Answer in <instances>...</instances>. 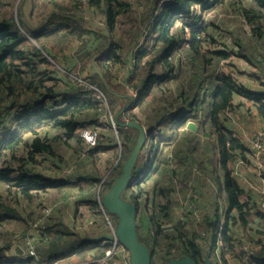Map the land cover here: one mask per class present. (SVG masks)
Segmentation results:
<instances>
[{
    "label": "rangeland",
    "instance_id": "rangeland-1",
    "mask_svg": "<svg viewBox=\"0 0 264 264\" xmlns=\"http://www.w3.org/2000/svg\"><path fill=\"white\" fill-rule=\"evenodd\" d=\"M170 1L118 0L111 6L115 13L111 23L105 12L107 6L94 5L97 0H0V19L15 18L18 24L27 22L30 28L39 31L47 21H59L60 18L53 15L60 14L67 18L69 26H62L48 38L50 42L45 50L37 45L48 62L39 58L40 55H36L33 61V67L45 75L46 86L55 84L56 91L41 89L42 94L34 93L28 83L35 86L34 82L39 77L32 75L22 86L16 87L9 100L0 103V169L11 171L13 178L10 182L0 179V201L8 207H17V211L27 219V225L12 219L0 228V243L12 245L33 222V230L43 226L37 217L47 209L52 210L50 220H61L80 234L94 231L87 223L90 218L101 222V218L107 215L112 220L115 214L106 208V212L103 211L98 199L102 203L103 195L111 186L104 184L106 177L123 170L130 155L118 135L119 128L115 127V116L125 101L118 97L116 111L111 105L107 112L100 111L94 104L86 109L83 107V112H77L73 117L78 126L73 133L55 127L57 124L44 119L43 112L52 114L54 109L63 110L69 101L73 104L86 99L95 103L97 98H105L103 89L100 88L101 94L97 91L99 87L90 80L91 75L103 72L99 65L109 71L105 78L113 91L120 88L118 93L122 95L140 92L151 74L150 66L154 59L150 56L154 50L149 49L153 44V34H146L151 28L143 34V16L153 12L159 15L161 5ZM251 5H254L251 0H222L209 12L196 8L194 14L197 18H177L171 34L175 40L180 39L181 33L191 34L193 28L184 25L195 22L200 25L203 20L208 28L207 34L211 35L199 49L200 55L205 56L193 60L185 38L178 46L177 56L172 55L168 62L156 65L155 70L152 68V73L165 75V66L172 67L171 73L176 78L167 84H153L151 94L137 107L134 103L122 115L124 121H130L128 114L133 113L144 123L154 121L158 113H167L157 129L160 135L151 138L147 133L148 139L132 174V184L124 190L126 196L131 191L138 195L137 222L143 237L147 242L151 237L153 241V236L158 239L156 249L151 250L155 264L164 263L168 255L170 258L181 257L187 243H195L199 247L203 263L209 257L213 264H264V220L257 216L259 212L264 215V122L253 104L239 96L235 97L234 106L221 116L228 131L251 149L245 152V159L232 151L236 159L227 162L228 172L243 189L241 201L247 204L246 223L238 218L237 212L234 213L237 222L233 223V220H226L228 205L223 191L224 172L219 165L217 151L218 132L205 120V108H208L205 102L210 101L220 73L231 74L245 88L264 90V41L252 34L250 25L241 14L244 7ZM175 29L179 32L174 33ZM29 41L35 44L33 40ZM97 44L103 49L89 55ZM161 47L159 50L163 51ZM114 52L120 59L118 63L109 60ZM99 60L107 63L100 64ZM192 102L194 110L187 120L197 125L195 130L189 129L186 123L178 124L181 117H185L180 115V111ZM14 106L16 109L12 111L19 112L17 117L7 116L6 108ZM91 134L96 137L94 146L86 140V136ZM100 134L105 136L101 142ZM36 135L55 137L54 154L31 156L29 149L23 146L13 152L9 150L7 143L12 136L32 140ZM158 143L160 146L155 154L151 149ZM97 147H100L99 151H95ZM22 172L42 175L64 185L62 188L49 187L39 193V198L31 201L15 193V178ZM87 177L96 179V183L85 182ZM162 189H169L171 193L172 207L168 217L160 211L159 201L147 200L149 194L154 197ZM88 197L94 201V209L87 204ZM146 217L162 224L160 233L154 231L153 225L142 227V223L146 225ZM218 220L221 233L224 226L230 229L235 239L233 248L225 245L222 239L214 248L210 245L211 224ZM4 246L0 244V254L9 255L14 251L12 248L9 252V245Z\"/></svg>",
    "mask_w": 264,
    "mask_h": 264
},
{
    "label": "trees",
    "instance_id": "trees-1",
    "mask_svg": "<svg viewBox=\"0 0 264 264\" xmlns=\"http://www.w3.org/2000/svg\"><path fill=\"white\" fill-rule=\"evenodd\" d=\"M118 0H97V2L94 4L96 6H107L106 8V15L108 20L113 23L115 18V13L111 6L115 4V2ZM222 2V0H171L170 2H165L160 7L159 15H155V12L148 13L143 16V24L145 25L143 34L146 32L147 28H151L149 33L146 34H153V44L149 49H153L154 51L150 52V56H152L153 61L151 62V74L147 77V79L144 81V88L138 93L135 100V106L137 107V104L142 102L146 96H149L151 94V89L153 84H167L170 83L173 79L176 78V75L171 73L173 71L172 67H166L165 75H161L159 72L152 73V68L155 70L156 65H163L165 62H168L170 57L172 55L177 56L178 52V46L182 44V41L186 38L187 45L189 46V52L191 56H193V60H199V58H203L205 55H200V50L203 46V43H207V40L209 37H211L210 34H207L208 28L203 24V20L200 25L195 23H189L184 26H188L193 28L191 31V34L183 35L181 33V37L179 40H175L171 34L172 29L176 25V20L179 17L186 18L187 20H190V18H197L195 10L196 8L202 9L206 12H209L214 6H216L217 3ZM251 2L254 5L246 6L242 9L241 14L244 17V20L250 25L252 34H254L259 40L264 41V0H251ZM55 17H59V21H47V23L44 26H41V29L38 31V29L30 28L27 24V22L19 23L17 22V19L15 18H8L5 17L0 19V103L2 104L3 101H7L10 99L11 94L13 91L16 90L17 86H22L24 82L27 81V78L32 75H37L39 77L34 84L35 86H32L31 82L28 83V86L31 87V89H34V93L36 94H42L43 92L41 89L47 90V92H52V90L56 91L55 84L52 86L47 87L45 84V75H42L41 72L36 70L34 68L35 56L40 55L41 59H44L48 62L46 57L40 52V49L37 48V45L39 44L44 50L46 48V45L49 44L50 40L48 38L53 37L52 35L54 33H57L58 30L61 29L62 26H68L67 18L62 17L60 14L53 15ZM152 20L150 21V19ZM150 21V22H149ZM201 21V20H200ZM53 22H55L53 24ZM110 23V24H111ZM178 25V24H177ZM174 33H178L179 31L173 30ZM33 40L35 44L31 43L29 41ZM158 41H160V45L158 44ZM98 42V39L93 42V45H95ZM162 46V50H159V47ZM112 49V47H110ZM103 47H99L98 44L90 50L88 53L89 55H94L95 51L102 50ZM104 52V51H103ZM146 52L143 53V56ZM219 55L223 56L222 53H219ZM142 56V54H141ZM201 56V57H199ZM157 57V58H156ZM111 58V59H110ZM109 60L113 61V63H118L120 60L119 58H116V52H114L113 58L110 57ZM156 58V59H155ZM110 61V62H111ZM100 64H106L107 61H101L99 60ZM154 63V64H153ZM104 66H98L99 69L103 70L101 73H95L94 75H91L90 80L95 85L98 86L99 90L100 88L103 89L105 92V98L101 97V99L97 98L95 103L88 102L86 99H80V101H77L75 103H70V101L67 103V106L63 110L54 109V113L49 114V112L44 111L43 116L44 119H47L48 122H52L54 124H57L55 127H59L62 129H65L68 131V133H73L77 130V124L74 121L73 117H76L75 113L83 112V107L86 109L87 106L93 105L100 109V111L105 110V112L108 111L109 105H111L113 110H117L118 107L116 106V101H118V95L114 94L110 91V87L108 86L106 82V78L109 76V71L104 70ZM206 74V70H205ZM206 76V75H205ZM256 76V75H254ZM44 78V79H42ZM206 78V77H205ZM69 85H72L70 81H67ZM142 86V87H143ZM135 89V88H134ZM120 88L115 89V91L118 93ZM55 96V95H53ZM133 96V95H132ZM239 96L241 98L247 99V101L251 102L253 106L256 108L258 117L264 122V90L255 91L251 90L250 88H245L243 85H239V82L236 81L231 74H224L220 73L218 77V84L216 88L213 89L211 99L208 102H205V105L207 104L208 108H205V120H208L209 123L212 125L213 128L218 132V156H219V165L222 167V170L224 172V185H223V191L226 196V203L228 205V210L226 209V220L230 222V220H233V223L237 222V218L234 215V213L237 212L238 218L244 221L246 223L245 216L247 215L246 207L247 204L241 201V196L243 194V189L240 187L238 181L230 175L228 172V166L227 162L228 160H234L236 157H234L233 152H238L243 159L246 158L245 152H249V149L243 142H241L237 137H235L228 129L224 126L223 119L221 118L222 114L226 111V109H231L234 106V100L235 97ZM122 99V98H121ZM123 100V99H122ZM196 99H194L195 102ZM102 104L104 107H102ZM108 104V105H106ZM126 103L123 102V106ZM189 106L187 108H183L181 110L182 116L185 115V117H181L179 123H187V118L193 113V107L194 103L188 104ZM122 106V107H123ZM1 107V106H0ZM19 108V107H17ZM121 108V107H120ZM7 116H14V118L17 117L18 111L13 112L12 110H15L16 107L13 108L7 107ZM130 109V108H129ZM129 109L126 111L128 112ZM70 114V117H69ZM128 116L131 118V120L136 121L138 123L143 124L146 127V130L149 131V135L151 138L154 136L160 135V132H158L157 129L160 128V126L163 124L160 122L163 119V116H167L166 112H163L162 115L158 113V115L155 117L154 121H147V122H141L139 118H137L133 113H129ZM176 117V116H174ZM121 120L124 121L123 117H121ZM44 122V121H42ZM159 122V123H158ZM31 125V123H29ZM118 135L120 134L121 140L123 142V146L128 149L130 152V149L132 148V145L136 142V134L137 131L132 128H125V127H119ZM132 130L131 131H129ZM50 134V133H49ZM53 135H46L45 138H41L40 136L36 135L32 140L31 139H24V138H15L11 137L8 141L7 145L11 152L19 148L20 146H23L27 149H29V154L31 156H34L36 154L41 153H51L54 154L53 149V140H55V137H52ZM58 137L59 134H56ZM105 140V136L100 134L99 142ZM166 145L168 143L164 142ZM216 143H214L215 145ZM160 144H156L151 149L155 154L157 153V150L159 148ZM167 147V146H166ZM100 147H97L95 151H99ZM85 151V150H84ZM216 152V149H214ZM88 154V152L86 153ZM23 162H26L25 159L22 160ZM7 170H10V167L6 168ZM136 169V168H135ZM134 169V172H135ZM167 169V168H166ZM177 170V169H176ZM122 170L118 174H111V177L107 176L104 184L106 182V185H112L113 180L116 176L120 175ZM133 172V173H134ZM11 171L6 172L4 169H0V179H3L4 181L10 182L13 180L11 177ZM147 178H145L146 180ZM107 180V181H106ZM140 179L136 180V182H139ZM16 185H15V193L16 195H22L24 198L30 199L33 201L34 199L39 198V193L44 192L49 187L51 188H62L64 184L61 185L58 184L56 181H52L42 175H32V174H25V172H22L18 177L15 178ZM85 182L91 181L93 184L96 183V179H84ZM134 182L133 185L136 184ZM132 185V187H133ZM111 187V186H110ZM109 187V188H110ZM108 188V189H109ZM129 190V189H128ZM137 192V191H135ZM170 190L163 193V197L161 200V204H159L158 207H160V211L162 213L167 212V216L169 215V211H171L172 207V200H171V194L169 193ZM124 198L129 199L131 201L132 198L137 202V196L134 194L133 191H131L127 196L124 194ZM87 204L92 205L93 207V200H90V197L86 199ZM136 204V203H135ZM138 205V202L137 204ZM105 208V207H104ZM17 207L12 208L6 206L2 201H0V228H3L5 224H8L11 222L12 219H16L17 221H23L25 225H27V219L24 218V214L22 212L17 211ZM107 210V209H106ZM169 212V213H168ZM31 216V215H30ZM104 216V215H103ZM257 216L261 217L262 220H264L263 213H257ZM101 218V216L99 215ZM117 216L113 215V221L116 219L117 222ZM37 218L41 219L42 215H39ZM105 218V216H104ZM104 218H101L102 221H104ZM146 225L142 223V227H145L147 225H153L156 229L154 230L158 233H160L162 224L157 223L154 219H149V217L145 218ZM39 221V220H38ZM55 220H48L44 223H39L43 226L37 227V229H48V231L53 232L57 237H54L56 241H60L62 239V236H72L69 242L75 241V245H82L81 243H78V241L75 240V238L78 237V234L75 233H69L70 231L67 229H54ZM34 223V222H33ZM31 224L30 228L31 230L34 229V224ZM158 225V226H157ZM212 229L210 230V245L214 248L216 245H219L221 242V239L224 241L225 245L230 246L231 248L234 247V237L232 236L230 229L227 226H224V231L221 233V225L219 223V220L213 224H211ZM99 227L93 228L92 230H97L96 233L99 232ZM137 229L138 234L141 238V241H143L145 244H147L150 248V250L156 249L157 246V237L153 236L149 242L148 240L143 237V234L141 233V230L139 229V225L137 222ZM69 231V232H67ZM264 233V231H262ZM28 233L27 229L23 232L21 236H18L16 238L20 239V237H25ZM157 233V234H158ZM91 235L88 233H83L80 236H86ZM149 235V234H148ZM220 235H222V238H220ZM31 238V237H30ZM93 237L86 241H90ZM167 238V237H166ZM18 244H20L19 241ZM49 241L48 245L46 244ZM152 241V242H151ZM15 242L10 245L11 243H0L4 248H6L8 245L9 248H13ZM47 247H49L48 251H55L59 250L57 248L58 242H52L51 240L44 241ZM25 244V242H24ZM27 244V243H26ZM25 244V245H26ZM185 245H188L183 251L181 256H187L192 259H194L199 264H204L202 257L203 253L200 251L199 247L195 245V243H187ZM25 249L29 250L31 249V246L27 244V247ZM228 249H230L228 247ZM38 250V249H37ZM36 251V250H35ZM83 252V251H82ZM81 252V253H82ZM264 252V248H263ZM40 250L38 252L36 251L35 255L31 254V251H28V256L21 255L19 260L16 261V259H10L5 254H0V264H59L62 261L66 260V257L64 255L59 256H52V255H44L45 253L41 254ZM157 254V253H156ZM95 257L98 256V254L94 253ZM105 255V251L103 256ZM169 256V257H168ZM167 256V260L164 263L165 264L171 259H174L176 257H171L170 255ZM59 258H62L61 260H58ZM152 258V264H155V261ZM56 262V263H55ZM159 264V263H158Z\"/></svg>",
    "mask_w": 264,
    "mask_h": 264
},
{
    "label": "water",
    "instance_id": "water-1",
    "mask_svg": "<svg viewBox=\"0 0 264 264\" xmlns=\"http://www.w3.org/2000/svg\"><path fill=\"white\" fill-rule=\"evenodd\" d=\"M109 86V85H108ZM110 91L118 96H121L124 103H126L115 116V125L119 127L132 128L137 131L136 142L132 145L130 155L126 160V165L123 168L120 175L116 176L109 190L103 195V206L112 214H115L118 218L116 226V237L118 240L128 249L130 253V259L132 264H152V253L147 244L141 241L137 229V215L138 207L132 201L124 198V190L132 184V174L137 164L139 154L143 149L146 140L148 139L149 131L146 127L136 121H123L121 117L123 113L134 105L135 98L132 95H122L113 91ZM188 128L195 130L197 125L194 122L188 123ZM147 135V136H146ZM98 240L108 239L113 240V235L108 233H102L97 237ZM165 264H199L194 259L181 256L171 259ZM204 264H213L209 257L205 258Z\"/></svg>",
    "mask_w": 264,
    "mask_h": 264
},
{
    "label": "crops",
    "instance_id": "crops-1",
    "mask_svg": "<svg viewBox=\"0 0 264 264\" xmlns=\"http://www.w3.org/2000/svg\"><path fill=\"white\" fill-rule=\"evenodd\" d=\"M117 218V217H116ZM118 222V218H117ZM116 219L114 220V223L117 226ZM67 229L69 233H79L75 230H73L68 224H65L61 220L56 221L54 224V229ZM31 230V228L29 229ZM28 230V231H29ZM97 230L95 229L91 233V236H93V240L91 241H86L87 239H78L75 238L78 243H81L82 245H75V241L69 242V240H72V236H62V239L60 241H56L54 237H57L53 232L48 231V229H36V230H31L26 234L25 237H20V239H17L16 241H19L20 244L15 245L13 248L14 251L7 255L10 259H16V261L19 260L21 255H26L25 257L28 256V251L31 250H40L41 252L45 253L44 255H52V256H59V255H64L63 258L66 257L65 261L60 262L59 264H94L95 261L98 259H101L104 254V251L106 252V248L101 246L100 243L98 242H103L107 240L106 242H109L108 239H101L98 240L97 237L101 234L96 233ZM88 232V234H90ZM99 234V235H98ZM89 236V235H88ZM31 237V238H30ZM46 240H51L52 242H58L57 248L59 250L55 251H50V252H45L48 251L49 247L46 246L48 245L49 241L45 244L44 241ZM27 243L31 246V249L27 250L25 247H27ZM107 246H110L109 243H107ZM38 249V250H37ZM12 248H9L8 251L10 252ZM7 251V252H8ZM83 251V252H82ZM82 252V253H81ZM41 253V254H43ZM94 253L98 254L97 257H95Z\"/></svg>",
    "mask_w": 264,
    "mask_h": 264
},
{
    "label": "built area",
    "instance_id": "built-area-1",
    "mask_svg": "<svg viewBox=\"0 0 264 264\" xmlns=\"http://www.w3.org/2000/svg\"><path fill=\"white\" fill-rule=\"evenodd\" d=\"M97 91L100 92L101 94H103L100 90H97ZM115 127H116V125H115ZM86 140H87L88 144L91 146H94L96 143V137L93 135L92 136L87 135ZM98 200H99V203L101 204L102 210L104 211L105 208H104L103 204L101 203V199H98ZM51 211H52L51 209L45 210L44 213L42 214V218L39 219L38 222L44 223V222L48 221L50 219ZM105 212H106V210H105ZM105 216L106 217H105L104 221H101V222L97 221L94 218H90L87 221V223L90 225V227L92 229L99 227L98 228L99 232H100L99 234L108 233V234L113 235V240H109V242H106L107 240H105L103 242H98V243H100L101 246L106 248V252H105L104 257L95 261L94 264H132L131 259H130V253H129L128 249L118 240V238L115 235L116 224L114 223L113 219L111 220L107 215H105ZM80 235L81 234L79 233V235L77 237L78 239H87V238L90 239L91 237H93L91 235H89V236L88 235L80 236ZM92 240L93 239H91V241ZM107 243H109L110 246H107ZM31 254L35 255L36 251L31 250ZM61 259L62 258L57 259L56 262H58V260H61Z\"/></svg>",
    "mask_w": 264,
    "mask_h": 264
},
{
    "label": "flooded vegetation",
    "instance_id": "flooded-vegetation-1",
    "mask_svg": "<svg viewBox=\"0 0 264 264\" xmlns=\"http://www.w3.org/2000/svg\"><path fill=\"white\" fill-rule=\"evenodd\" d=\"M169 189H162V190H160L161 192H159V194L157 193L154 197L152 196V195H150L149 194V196H147L148 198H147V200H149V201H154V200H157V201H159V204H161V200H162V197H163V193L164 192H166V191H168ZM170 193V192H169ZM171 194V193H170ZM136 196H137V198H138V195L137 194H135ZM155 204H157L156 202H154V205ZM159 204H158V206H159ZM169 213V212H168ZM165 214V217L167 216V212H165L164 213ZM170 214V213H169ZM169 216V215H168Z\"/></svg>",
    "mask_w": 264,
    "mask_h": 264
},
{
    "label": "clouds",
    "instance_id": "clouds-1",
    "mask_svg": "<svg viewBox=\"0 0 264 264\" xmlns=\"http://www.w3.org/2000/svg\"><path fill=\"white\" fill-rule=\"evenodd\" d=\"M132 95H133L134 97H136V96H137V93L134 92V93H132ZM188 123H189V122L187 121L186 124L188 125Z\"/></svg>",
    "mask_w": 264,
    "mask_h": 264
}]
</instances>
